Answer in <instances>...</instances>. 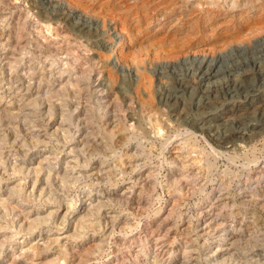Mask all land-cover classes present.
<instances>
[{
	"label": "rangeland",
	"instance_id": "obj_1",
	"mask_svg": "<svg viewBox=\"0 0 264 264\" xmlns=\"http://www.w3.org/2000/svg\"><path fill=\"white\" fill-rule=\"evenodd\" d=\"M207 3L0 2V196L8 199L20 185L23 195L10 200L19 202L16 212L34 219L54 211L61 223L29 239L15 235L0 264H53L62 245L69 264H257L264 248L253 235L209 257L198 230L208 215L222 213L229 224L251 226L252 200L264 189L256 181L264 174V133L225 149L191 125L198 118V66L216 71L235 48L231 65L263 60L264 18L242 23L245 6L215 11ZM182 83L188 88L180 111L166 97ZM38 163L41 179L49 168L70 174L67 182L51 178L40 186L63 207L33 190ZM98 200L103 207L92 222L77 224ZM12 232L0 230V241ZM45 237L60 243L28 259L20 255Z\"/></svg>",
	"mask_w": 264,
	"mask_h": 264
},
{
	"label": "bare ground",
	"instance_id": "obj_2",
	"mask_svg": "<svg viewBox=\"0 0 264 264\" xmlns=\"http://www.w3.org/2000/svg\"><path fill=\"white\" fill-rule=\"evenodd\" d=\"M0 2H3V0H0ZM207 4L211 6V8H214L215 11L220 10L225 6V4L228 7L230 6L232 11L240 6H242V8L245 6V9L243 8V14L239 17L242 19V23H249L258 16L264 18V0H208ZM210 12L208 13L211 14L214 11ZM69 14L71 15L73 12H70ZM235 49H231L223 55L225 59H223L221 66H219L216 71L211 67L208 68V66H198V68L203 69V75L200 73V76H202V82L199 87L197 86L198 88L196 90L195 97L192 100V104L194 105L193 108H195V111L198 113V118L192 121L191 126L205 134L215 144H218L225 149L230 145L237 143L252 142L264 133V59H258L257 56H253L251 68H248L247 66L238 68L237 66L231 65L232 62H230V58H232L235 54ZM203 82L205 83L203 84ZM187 88L186 84L180 85L179 90L170 93L166 97L167 103L171 102L176 109L183 111V96ZM249 112L256 114L257 118H249ZM36 142H38V139L35 140V143ZM55 160L59 161L57 158H55ZM61 171L62 174L61 172H52L49 168L47 173L43 174L44 179H41L39 178V174L43 171L40 163L37 164L35 170H31V172L36 174L35 180L32 183L33 190L34 188H37L36 190L39 191V196L45 194L48 202L53 201V203L58 204L59 207L63 205L62 200L58 199V197H51L49 195L50 193H48L49 191H47L48 189L44 190L42 189L43 187L40 186L45 183L47 184L51 178L58 179L60 183L67 182L70 174L66 170H64V172L63 170ZM256 178L258 183L257 187L263 188L261 185L264 184V174H259ZM23 191L24 189L20 185H17L10 190L8 199L0 196V230L11 229L13 231L10 234L7 233L4 235V239L0 241V255L2 249L8 245L7 242L11 241L14 236L19 233L26 232L29 239L36 230H39L41 233L44 231L48 232L52 230L49 225L54 226L56 224L58 227L61 225V223L57 222L55 217L56 213H54V211L48 212V214L42 217L37 213V217L34 219H31V215L27 212L25 213L22 209L19 212H16L19 202L12 204L10 200L21 197L23 195ZM245 201H247V199ZM92 202L90 201L89 204L91 205L88 209H86L85 213L83 212L81 217L78 219L77 224L84 225L88 222H92V217L97 212L99 213V210L103 207L102 201H99L95 205L92 204ZM244 204H247V202ZM252 204L256 210V214H252L253 216L250 217L251 226H246L245 228L243 227L242 221L229 224L223 213L215 217L208 215L210 217L206 219L205 224H202L204 226L200 229L198 228V236L204 238L203 245L205 247V255L207 254V256H209L211 254L212 256L215 255V257L218 256L221 254L224 246H235L234 244L243 242L244 235H253L251 239H254L253 241H255V246L257 245V248H264V189L261 191V194L259 193V195H255V199L252 200ZM66 207V212L62 216V220L66 217L65 215L68 212V206ZM228 216L235 217V214L231 213ZM45 225H48L49 228L46 229ZM247 227L248 229L256 228L257 230L255 234L253 230L247 232ZM61 229L62 228L59 230ZM218 233L220 235H218ZM255 235L257 236L255 237ZM222 236L230 243L222 241ZM53 243L59 244L60 239H49L48 237H45V241L42 246L33 247V244H27L26 248L21 250L20 255L28 259L31 256L38 255L39 253L48 250ZM9 244L12 245V242ZM31 248H33L32 251H30ZM211 255L209 257H211ZM234 257L236 258V256ZM210 259L211 261L209 264H215V259ZM228 261L226 260L223 261V263L220 262L218 264H226ZM256 262L257 264L264 262V250L256 254ZM51 263L69 264V262H66V260L63 259V245L61 247L58 246V258L53 259ZM169 264L187 263H179L178 260Z\"/></svg>",
	"mask_w": 264,
	"mask_h": 264
}]
</instances>
